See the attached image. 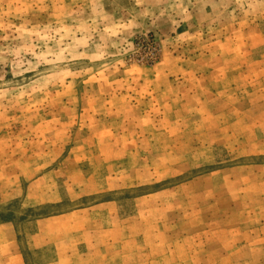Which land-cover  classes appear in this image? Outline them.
I'll return each mask as SVG.
<instances>
[{"label": "rangeland", "instance_id": "rangeland-1", "mask_svg": "<svg viewBox=\"0 0 264 264\" xmlns=\"http://www.w3.org/2000/svg\"><path fill=\"white\" fill-rule=\"evenodd\" d=\"M0 264H264V0H0Z\"/></svg>", "mask_w": 264, "mask_h": 264}]
</instances>
